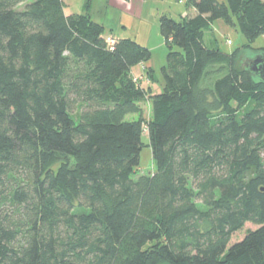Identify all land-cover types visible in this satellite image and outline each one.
<instances>
[{
	"label": "trees",
	"instance_id": "16d2710c",
	"mask_svg": "<svg viewBox=\"0 0 264 264\" xmlns=\"http://www.w3.org/2000/svg\"><path fill=\"white\" fill-rule=\"evenodd\" d=\"M183 1L155 95L132 75L151 51L89 11L0 0V264H264V83L241 63L264 0ZM219 20L249 44L208 47Z\"/></svg>",
	"mask_w": 264,
	"mask_h": 264
},
{
	"label": "rangeland",
	"instance_id": "374dc122",
	"mask_svg": "<svg viewBox=\"0 0 264 264\" xmlns=\"http://www.w3.org/2000/svg\"><path fill=\"white\" fill-rule=\"evenodd\" d=\"M64 2L67 14H85L89 11L95 22L104 25L106 37L115 40L130 39L148 48L151 51V59L144 65L133 67L132 75L140 80L141 87L151 88V92L155 95L163 91L162 69L167 66L170 47L161 32L160 20L164 15L176 21L188 15L193 16L194 11L189 9L183 0H64ZM205 43L208 47H218L228 54L249 44L238 23L231 26L223 20L215 22L211 29L206 31ZM252 45L254 48L263 47L264 35ZM255 57L256 54L248 52L241 60L242 65L246 66ZM142 106L144 117L149 120L152 116L150 101L147 99ZM127 119L138 120L139 115H129ZM143 143L138 172L148 174L154 171L155 163L146 132ZM255 228V225L247 224L242 232L235 235L234 241L242 239L248 230Z\"/></svg>",
	"mask_w": 264,
	"mask_h": 264
},
{
	"label": "water",
	"instance_id": "95a60500",
	"mask_svg": "<svg viewBox=\"0 0 264 264\" xmlns=\"http://www.w3.org/2000/svg\"><path fill=\"white\" fill-rule=\"evenodd\" d=\"M248 69L264 83V56H256L249 64Z\"/></svg>",
	"mask_w": 264,
	"mask_h": 264
},
{
	"label": "built area",
	"instance_id": "2783aa9c",
	"mask_svg": "<svg viewBox=\"0 0 264 264\" xmlns=\"http://www.w3.org/2000/svg\"><path fill=\"white\" fill-rule=\"evenodd\" d=\"M106 42L110 48H113L115 46V39L112 37H107ZM231 43V42H230Z\"/></svg>",
	"mask_w": 264,
	"mask_h": 264
},
{
	"label": "crops",
	"instance_id": "0c3cea01",
	"mask_svg": "<svg viewBox=\"0 0 264 264\" xmlns=\"http://www.w3.org/2000/svg\"><path fill=\"white\" fill-rule=\"evenodd\" d=\"M64 1V0H63ZM117 1V0H116ZM65 3V2H64ZM196 13H195V11H194V15H195ZM98 23V22H97ZM100 24V23H99ZM102 25V24H101ZM104 26V25H103Z\"/></svg>",
	"mask_w": 264,
	"mask_h": 264
}]
</instances>
